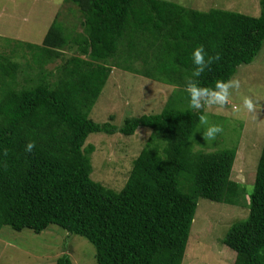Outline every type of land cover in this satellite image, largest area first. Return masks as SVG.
Wrapping results in <instances>:
<instances>
[{
    "label": "trees",
    "instance_id": "16d2710c",
    "mask_svg": "<svg viewBox=\"0 0 264 264\" xmlns=\"http://www.w3.org/2000/svg\"><path fill=\"white\" fill-rule=\"evenodd\" d=\"M258 2L252 17L168 0H64L77 12L71 8V30L58 12L41 44L4 42L12 48L0 54V231L41 233L55 225L87 240L96 264H182L197 200L235 204L244 193L230 179L235 151L193 150L203 110L185 106L186 88L190 80L214 88L253 62L264 44V0ZM201 45L214 59L193 77L192 52ZM17 56L26 60L21 85ZM113 69L173 87L161 111L126 118L120 128L113 117L93 121ZM141 127L151 134L123 188L93 181L95 148L84 147L87 137L131 136ZM245 202L247 217L222 242L235 252L233 264H264V143ZM56 264L72 261L63 255Z\"/></svg>",
    "mask_w": 264,
    "mask_h": 264
},
{
    "label": "rangeland",
    "instance_id": "374dc122",
    "mask_svg": "<svg viewBox=\"0 0 264 264\" xmlns=\"http://www.w3.org/2000/svg\"><path fill=\"white\" fill-rule=\"evenodd\" d=\"M200 11L221 9L252 17L260 13L258 0H168ZM71 8L64 0H0V54L11 55L7 40L41 44L49 26L59 12L61 24L70 27L75 22ZM77 31H80L78 29ZM24 53V52H23ZM26 53V51H25ZM24 53V54H25ZM65 54H72L66 52ZM22 56V53L18 54ZM30 60V56L27 55ZM21 65L18 84L27 77L26 60L16 57ZM55 65H48L51 70ZM240 81L239 89L230 90L229 103L202 108L209 124H219L223 131L215 140L203 135L206 126H197L192 136L193 150L212 153L235 151L230 179L244 189L235 204L197 200V209L190 229L182 264H233L235 252L223 244V238L232 224L248 215V196L252 193L255 171L264 143V44L248 65H242L232 77ZM173 87L155 82L120 69H113L89 117L97 123L110 121L120 128L126 118L157 114L161 111ZM250 96L256 104L254 112L242 107L243 97ZM190 107V99L185 103ZM239 108L237 111L236 109ZM192 109V108H191ZM151 130L141 127L135 134L125 136L92 133L84 147L92 145L90 178L107 189L119 192L126 183L133 161L144 147ZM68 255L72 264H96L95 249L84 238L70 235L55 225L41 233L31 230H13L5 226L0 231V264H56Z\"/></svg>",
    "mask_w": 264,
    "mask_h": 264
},
{
    "label": "clouds",
    "instance_id": "9594fccd",
    "mask_svg": "<svg viewBox=\"0 0 264 264\" xmlns=\"http://www.w3.org/2000/svg\"><path fill=\"white\" fill-rule=\"evenodd\" d=\"M207 53L203 45L195 48L192 52V63L195 65V69L192 73L193 77H199L205 72L206 68H210L213 57H207ZM240 81L229 79L227 81L217 80L214 88L201 87L196 82L190 80L186 91L190 96V107L193 110H200L205 106L220 105L224 106L229 103V97L231 95L230 90L239 89ZM242 107L247 112L252 113L256 109V104L252 97L245 96L242 100ZM237 111L239 108L236 109ZM199 121L201 125L206 126V130L203 135L209 140H215L217 134L223 131L222 126L219 124H209L206 115H200ZM35 147L34 142H29L26 146V151L31 152Z\"/></svg>",
    "mask_w": 264,
    "mask_h": 264
}]
</instances>
